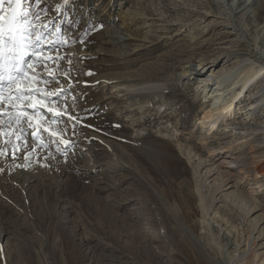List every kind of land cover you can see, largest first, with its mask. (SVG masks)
<instances>
[{"label": "rangeland", "instance_id": "1", "mask_svg": "<svg viewBox=\"0 0 264 264\" xmlns=\"http://www.w3.org/2000/svg\"><path fill=\"white\" fill-rule=\"evenodd\" d=\"M145 2L157 4L143 8L154 20L158 7L165 6L161 10L172 19V28L166 37L156 28L146 38L138 20L131 24L133 37L119 42L118 36L130 32L126 12L143 11ZM232 2L244 31L241 52L247 45L264 50V0ZM220 6L219 0H25L27 19L37 25L34 33L48 41L34 47L53 59L37 67L41 75L31 84L42 90L31 94L32 100H43L44 106L34 110L28 106L32 100H18L27 105L13 108L0 122V264H228L238 251L219 223L232 228L240 249L246 248L250 231L259 225L255 222L260 220L259 229L264 222L263 177L255 181L235 170L242 180L238 190L252 204L250 213L237 205L235 187L214 193L211 216L219 223L208 225L196 209L198 177L207 196L218 183L206 173L209 153L200 151L203 138H216L202 130L199 75L167 91L146 89L151 94L135 97L133 106L121 93L112 97L101 76L93 81L162 56L173 65L191 55L200 69L221 51L202 43L220 28L213 22L204 32ZM33 59L27 57L26 63ZM14 86L5 91V80L1 95L12 96ZM19 112L34 119L25 116L17 123ZM25 176L35 178L23 187ZM260 242L254 264L264 260V239Z\"/></svg>", "mask_w": 264, "mask_h": 264}, {"label": "bare ground", "instance_id": "2", "mask_svg": "<svg viewBox=\"0 0 264 264\" xmlns=\"http://www.w3.org/2000/svg\"><path fill=\"white\" fill-rule=\"evenodd\" d=\"M219 1L222 7L220 6L213 21L204 26V28H206L204 32L208 33L209 29L212 30L213 22L220 23V28L217 34L203 39L202 43L209 42L216 44L221 47V51H218L214 57L207 58L200 69L195 68L193 65L195 58L191 55L182 58L180 61H176L178 63L173 65L169 64L166 58L163 59L162 56L157 61L145 64L138 69L104 73L94 78L92 77L93 81H96L99 79L98 76H101L102 81L106 82L111 87L112 97H117V94L121 93L122 96H127L129 100L128 105L133 106L135 97L141 96L145 98L151 93H157L155 89L164 90V88L170 85H176L179 81L184 78L186 79V77H190L193 74L199 75V84L204 91L201 102L204 111L200 117L202 120H200L202 123V130H204L205 133L214 135L216 138L213 142L203 138L200 151L209 153V167L206 173L215 175L214 180L215 182L218 181L216 184L217 188L210 196H207L204 194L202 186L199 183V177L194 185L196 209L202 214L208 222V225H212L214 222L219 223L216 219V215L211 216V203L215 200L214 193L218 190L225 189V187H227L226 189L230 187L236 188L237 199L239 200L237 205L247 211V213H250L252 204H250L247 193L238 190V188L242 187V180L238 179L239 174H236L235 171L237 168L240 174L254 177L255 181H259V177L264 178V50L262 47H259V49L257 47V50H259L257 51L255 48L251 49V46L247 45L248 48L244 49L243 53L241 52L242 49H240L239 46H241L243 42L241 35L244 34V31L239 27L236 22L237 20H235L234 13H236V10L234 11V4L232 0ZM156 5L157 4L153 2H145L143 7H141L142 9H150V7L154 9ZM162 7L166 9L165 6ZM162 7L159 6V11H156V13H159L157 20L151 17L148 18L144 9L143 11L139 10V8L138 11L133 9L130 11L128 10L126 15L129 16L130 21L125 27L130 32H127L128 35L126 38L118 36V38H120L119 42H124L130 37H133L134 30L131 24H136L138 20H141L140 24L145 30L146 38L154 35L157 32L156 28L164 30V35L162 36L166 37L173 24L172 19L167 18L165 11L161 10ZM245 13L243 12L242 14L244 15ZM156 25L158 27H156ZM245 36L246 35H244V37ZM172 38V36L167 37L165 40L169 41V39ZM220 47L215 48L219 49ZM173 53L169 52L168 56L171 55L172 58ZM178 56L176 54V57ZM220 62H223L222 67L216 71L217 64ZM242 62L245 63L242 64ZM234 63L236 64L230 66V64ZM210 68L213 69L208 73L206 69ZM154 80L158 81V83L155 82L157 84H151ZM211 82L214 83L211 84ZM150 88L155 92L149 94L143 92ZM13 92L12 96H2L0 92V122L9 117L8 115H10L13 108L20 111L27 105L18 101L15 98L16 91L14 90ZM8 97L12 99L9 100L7 99ZM17 104L20 105L19 108L16 107ZM12 113H14V111ZM1 130L2 129H0V131ZM2 138L1 140H4ZM217 156L220 157L215 159ZM203 162L202 164H204ZM34 178L33 176H25L22 178L21 183L23 187L31 180H34ZM27 197L29 199V195ZM220 224L221 223H219L220 231L223 229L226 231V233H224L225 237L233 240L234 247L236 251H238L236 258L231 260L228 264H254L256 247L257 245H263L260 241L264 239V222H262L260 229V220L255 222L256 225H259L256 227V230L253 228L250 231L246 248L242 250L240 249L241 242L234 233L235 231L228 226L223 228ZM256 232L257 235L255 234ZM1 243L0 238V245ZM261 264H264V260Z\"/></svg>", "mask_w": 264, "mask_h": 264}, {"label": "snow or ice", "instance_id": "3", "mask_svg": "<svg viewBox=\"0 0 264 264\" xmlns=\"http://www.w3.org/2000/svg\"><path fill=\"white\" fill-rule=\"evenodd\" d=\"M64 2L67 3L68 0H64ZM24 3L25 0H0V87H3L6 80L8 88L5 91H10L15 85L17 100H32L31 94L42 92L40 89L31 87V84L41 75L36 69L37 67H46L44 60L53 58L51 56L44 57L41 48L34 47L37 41H41L42 44L48 41H42L43 33H34L33 29L37 25L27 19L29 12L24 7ZM41 27H46V25H41ZM29 56L34 59L26 63ZM29 70L32 75L29 74ZM25 93L30 95L25 96ZM53 94L59 95V93H48L47 95ZM7 99L11 100L12 98L8 97ZM28 106L34 110L37 106L43 107V100H32ZM16 107L19 108L20 105L17 104ZM48 110L52 111L51 108ZM37 115H39L38 112ZM25 116H28L27 112H19L16 122L20 123V119ZM28 119L32 120L34 117L28 116ZM39 127L37 125V131Z\"/></svg>", "mask_w": 264, "mask_h": 264}]
</instances>
